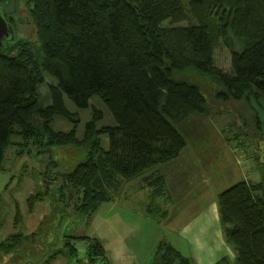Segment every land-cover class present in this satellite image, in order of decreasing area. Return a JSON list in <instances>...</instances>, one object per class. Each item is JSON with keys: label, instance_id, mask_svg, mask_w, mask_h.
Instances as JSON below:
<instances>
[{"label": "trees", "instance_id": "16d2710c", "mask_svg": "<svg viewBox=\"0 0 264 264\" xmlns=\"http://www.w3.org/2000/svg\"><path fill=\"white\" fill-rule=\"evenodd\" d=\"M11 1L0 0L12 27L11 37L0 49V171L8 148L23 145L12 137L21 134L29 144L43 132L32 124L34 115L43 118L49 135L40 145H56L77 155L74 169L59 173L64 217L73 203V210L90 222L102 204L115 200L126 182L138 177H142L140 186L149 188L148 201L140 205L144 215L158 223L168 216L172 199L167 181L160 172L147 173L180 156L187 141L175 123L192 112H206L208 102L196 84L176 79V73L197 69L214 76L227 87L217 95L219 99L264 100V0H190L188 5L184 0H27L30 17L22 15L17 3L13 7L18 13L9 9ZM30 20L39 38L38 53L32 42L15 41L18 25ZM185 21L192 23L180 25ZM222 44L231 53L232 73L215 66V51ZM45 73L57 84L50 86L52 104L43 109L38 86ZM65 95L81 109L89 108L91 99L99 96L116 125L99 128L104 112L94 107L84 137L79 138L81 121L66 108ZM57 115L68 118L74 128L54 131L50 123ZM256 121L262 136L258 117ZM103 135L109 136L108 148ZM257 159L260 180L241 181L218 195L224 232L237 252L234 263L223 258L218 264H264L261 153ZM49 176H43L46 183L42 176L36 178L38 191L27 200L30 212L49 195ZM8 206L0 192L2 224L8 219ZM15 207L18 225L23 215L19 203ZM40 231L30 235L36 239ZM66 237L49 264L57 256L76 258L77 241L86 244L87 262L104 261L98 238ZM26 238L12 234L1 243L4 253H16ZM154 264L193 262L163 239Z\"/></svg>", "mask_w": 264, "mask_h": 264}, {"label": "rangeland", "instance_id": "374dc122", "mask_svg": "<svg viewBox=\"0 0 264 264\" xmlns=\"http://www.w3.org/2000/svg\"><path fill=\"white\" fill-rule=\"evenodd\" d=\"M26 1H11L8 8L18 13L15 9L16 6L13 7L17 3L22 15L30 17L31 15ZM189 1L184 0L186 5L189 4ZM190 23L192 22L185 21L180 23V25H189ZM169 24V21L165 23V25ZM15 35L16 42L22 40L32 42L31 44H33L34 49L38 53L39 44L37 41L39 38L32 20L27 24L18 25L15 30ZM214 57L215 66L218 69L224 73H232L231 53L225 44H222L216 49ZM44 78V83L38 86V97L40 106L46 109L52 104L50 86L57 84V80L48 73H45ZM175 78L194 83L204 92L208 99L206 103L207 109L212 112L214 118L218 121H223V124H221L222 131L227 135L228 139L230 138L224 144L227 146L229 144L231 146L233 145L236 149L246 151L249 155V158L240 156V158L236 159L237 163L248 172L252 169H258L257 161L259 159H257V155H255L252 149L254 147L259 148V153L262 154V160L264 159V143L261 142L262 138H260V134L257 135L256 130V126H258L256 117L263 120L264 112L263 109L257 106L254 97H250L249 100L246 97L241 100L219 99L217 95L221 90L226 91L227 87L214 76L197 69L178 72ZM64 102L66 108L72 114H76L81 121L77 127V135L79 138L84 137L86 123L92 119L94 107L104 112V118L98 123L99 128L116 125L113 114L99 96L93 97L90 102V107L86 109L78 108L66 95L64 96ZM194 117L192 115L191 119L180 124L176 122L175 125L182 130L186 122L191 121ZM44 121L37 114L34 115L32 124L36 128H39V131L43 132L41 134L36 133V137L30 139L29 144H25L26 139L21 134L12 137L13 141L21 142L23 145H14L8 148L3 169L0 171V192L9 205L7 208H10L8 210L10 212L7 213L8 219L2 220L3 223L5 222L4 224L0 222V256H2L0 257V262L4 259L2 261L3 264H49L53 253L67 242L68 239L66 236L84 235L86 233V220L78 212L73 210V203L68 210L72 215L69 214L67 217L63 216L61 211L65 210L66 201H62L58 192L60 185L63 183L59 173L73 170L77 164V155L72 151H63L56 145H40L41 143L45 144L49 135L45 132ZM50 124L51 128L56 132H69L74 128V124L68 118L61 115L55 116ZM255 135L257 137H254ZM101 139L103 145L108 148L109 136L103 135ZM19 149V153H22V155H19ZM220 149H223V147L220 146ZM38 150L41 151L37 152ZM51 162H55L56 165L51 164ZM253 163L254 166L252 165ZM56 173L59 178L54 180ZM46 174L50 175L49 180L52 181L49 188V195L44 201L37 202L34 205L33 211L30 212L27 200L33 193L35 194L38 191L36 178L38 176L45 177ZM44 177L41 181L46 183V181H43L45 180ZM141 180L142 177H138L127 181L123 189L125 196L128 198L127 202L136 209H139L140 205L145 200H148L149 188L140 186ZM40 191L42 189H39ZM16 203H19V208L23 215V222L18 225L14 223ZM57 209L58 211H56ZM38 228H41V235L35 239L30 234L37 231ZM16 233H22L27 236V241L24 247L18 249L16 253L5 255L1 243L5 242V239H8L7 235ZM76 246L80 250L76 258L69 259L59 256L58 258L55 257L56 260L53 259L51 264H90L86 259L84 261L80 260L86 254V244L82 241H77ZM97 264H104V262L100 260Z\"/></svg>", "mask_w": 264, "mask_h": 264}, {"label": "crops", "instance_id": "0c3cea01", "mask_svg": "<svg viewBox=\"0 0 264 264\" xmlns=\"http://www.w3.org/2000/svg\"><path fill=\"white\" fill-rule=\"evenodd\" d=\"M254 99L264 112V100ZM192 115L195 117L190 123L186 122L182 130L178 128L187 141L180 156L147 173L160 172L167 181L172 199L168 216L160 223L153 221L141 207L130 206L123 191L115 200L102 204L91 221L86 222L84 235L101 241L104 264H154L157 246L163 239L193 264H218L223 258L235 262L237 252L225 235L218 195L241 181H258L261 174L258 169L248 172L237 163V158L249 155L224 144L230 138L222 131L223 121L214 118L209 109L204 113L192 112L178 123ZM259 122L264 143V118H259ZM252 151L257 155L259 148ZM85 258L86 254L80 260Z\"/></svg>", "mask_w": 264, "mask_h": 264}, {"label": "water", "instance_id": "95a60500", "mask_svg": "<svg viewBox=\"0 0 264 264\" xmlns=\"http://www.w3.org/2000/svg\"><path fill=\"white\" fill-rule=\"evenodd\" d=\"M12 35V27L8 21L7 15L0 8V49L4 46V39L10 38Z\"/></svg>", "mask_w": 264, "mask_h": 264}]
</instances>
